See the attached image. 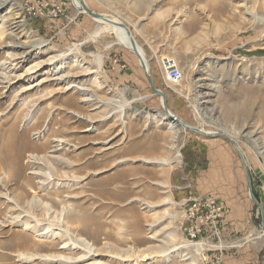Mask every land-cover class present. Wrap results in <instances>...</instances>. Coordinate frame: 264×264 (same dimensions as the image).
Wrapping results in <instances>:
<instances>
[{
    "label": "rangeland",
    "instance_id": "obj_1",
    "mask_svg": "<svg viewBox=\"0 0 264 264\" xmlns=\"http://www.w3.org/2000/svg\"><path fill=\"white\" fill-rule=\"evenodd\" d=\"M47 1L0 0V73L4 63L13 64L17 76L0 83V264H56L27 263L16 252L80 256L59 250L62 241L50 248L55 242L37 239L19 222L9 224L20 211L6 194L23 210L34 197L55 211L58 198L71 204L76 217L91 223L74 235L99 249L107 243L130 256L154 255L136 264H203L192 246L159 254L188 244L179 201L209 194L231 214L223 238L211 244L230 249L246 243L262 264L261 212L249 197L248 178L264 212V0H91L129 29L170 114L204 133L180 129L175 136L161 120L160 97L108 21L79 12L71 0H57L62 13H40L36 5ZM57 138L66 145L54 149ZM177 152L179 163L170 167L142 161L173 160ZM30 155L62 159L53 163L59 173H75L66 169L68 161L92 163L98 173L77 174L85 178L71 189L43 190L29 174L40 169L28 163ZM33 212L42 215L40 208ZM22 239L27 248L17 250ZM105 254L84 263L119 264Z\"/></svg>",
    "mask_w": 264,
    "mask_h": 264
},
{
    "label": "bare ground",
    "instance_id": "obj_2",
    "mask_svg": "<svg viewBox=\"0 0 264 264\" xmlns=\"http://www.w3.org/2000/svg\"><path fill=\"white\" fill-rule=\"evenodd\" d=\"M71 1L73 3V6L76 8V10H78L79 12H81L83 14H86L84 5L87 7V9H89V8H88V5H87L85 0H71ZM100 15H101V18L98 20L103 19L105 21H108V23H109L108 30H110L111 32H113L117 35L119 42L121 44L126 43L129 45V49L136 56L138 64H139L140 60H142L144 62V65H145V69H143V70L145 73L149 74V68H148V65L146 62L147 60L145 58V54H144L142 48L135 44L137 51L140 54V57H141V59H140L135 54V52H133V50H132V47H131L132 37L128 36L122 27L117 26V25L122 24V23L119 20H117V18L112 17L111 15H107V14H100ZM260 21L264 22V19H260ZM39 46H41V44H37L36 48H38ZM18 47H20V46L19 45L18 46L17 45L12 46V48H18ZM10 61H15V59H13V57L11 56V57H9V62ZM5 65H6V63H4L2 65L3 67L1 68V73H0V83L1 84L6 83L10 79V77H17L13 74L14 69H15V65L11 64L12 68H7V67H5ZM35 67H36V65L29 67L27 69V71H25V73L26 74L31 73L35 69ZM149 76H150V74H149ZM55 79H58V78H55ZM70 87H72V86H68L66 89H68ZM81 90H82V88H81ZM83 94H86L84 90H83ZM88 100L90 101L89 98H85V100H83V101H88ZM160 102L162 104V98L161 97H160ZM125 107H126L125 104H123L120 107V109H119L120 117L123 116V114L125 112ZM168 113L170 114L169 111H168ZM168 113L164 109V114L161 116V120L169 121L168 124H169V127H170L171 131L173 132L174 136L176 135L177 130L180 131V129H181L183 132L187 131V130H191V128L189 126L182 124L180 120L178 123H174L173 121L168 120V118H169L167 116ZM147 118H150V117L147 116ZM87 120H88V122H92V119H90V118H88ZM198 133L204 134L201 130H198ZM171 141H173V139ZM53 142L56 143V145L53 146L54 149H56L57 147H62L63 144L66 145L65 144L66 142L61 138L53 139ZM6 148L8 149L9 147H6ZM235 149L238 152V154L240 153L239 156L242 157V154H241L239 148L237 146H235ZM179 156H180V154H179V152H177L176 156L173 160L167 157V158H160V159H144L142 161L144 163H147V164H156V165H159L160 167H164V166L170 167V166H172L174 161L178 160ZM61 161H62V159H60V158L53 159L52 156H51V158H47V156L37 157L34 155H30L28 157V163H33V164L36 163L40 166V169L36 170V171L35 170L30 171L29 174L34 175L38 179L37 183L41 188H43V190L53 189V188L55 190H57V189H61V188L71 189L72 187H75L77 185V183H80V181H82L85 178V176L82 177V175L80 176L77 174L91 173L92 172V174L95 175L98 173V171L96 172V171L91 170V168L93 166L92 163H85L82 166L80 164H76L74 162H69V161H68L69 165L67 164L66 169L69 167L68 169L72 170L74 167L75 173L74 172H60L59 173L58 170L53 166L54 165L53 163L54 162L59 163ZM1 162L2 161H0V164H1ZM123 162H125V161H123ZM117 163H122V161L115 162V164H117ZM178 163H179V160H178ZM115 164H113V165H115ZM244 164H245V162H244ZM75 167H77V168L75 169ZM97 185L100 187H103L104 184L99 183ZM97 185L94 184V185H92V187L94 186V188L98 189ZM6 195L2 196V197H4V199H6V201L8 203L14 204V207L20 211V213H18L14 217H11V215H10V218L8 220L9 224H15V223L19 222L20 227L24 231L33 233L35 235V237H37V239H39L41 241L46 240V241L55 242V243L48 245V247H50V248H53L56 246V241H62L59 248H58L59 250H63L64 252L65 251H71V252L74 251V252H78L80 254L79 257H75V255H74V257H70V256H66L63 254H46V255H42V256L38 257L36 254L31 253V252H16V254H14V256L17 257L19 260H23L27 263H31L35 259H40L42 262L43 261L44 262L51 261V262H55L56 264H94V263H84V261L88 260L91 257L99 255V252L101 250L103 252H105L106 253L105 255L108 256L111 260L113 259L115 261H118L119 264L120 263L123 264V262H133L134 264H136L137 262H142V261H145L147 259H152L154 257V255L146 256V255H144V253L137 254V253L132 252V255L130 256L129 255L130 251H128L126 253L125 252L123 253V251H121V252L113 251L112 248L107 243H104L103 248L99 249V248H96L87 239L80 237L78 235H74L73 230L75 228H79L80 232H83L87 226L91 225V223L89 220H87V218L79 219L78 217H76L75 213H73V210H74L73 206L69 203H67L68 206H65L64 203L61 200H59L58 194L56 195V198H58L57 201L61 205V208L59 211H55L50 204L44 203L41 199H38L35 197L32 198L30 201L26 202L27 210L26 209L23 210V209H21V207H19L17 204H15L13 202V200L8 198ZM75 197H76V195H71V196H66L64 198L71 199V198H75ZM37 208L41 209L42 215L40 214L38 216V215L34 214L33 211ZM72 216L76 217L77 219L73 218V221H71ZM0 225L3 227L4 223L0 222ZM263 236H264V232L261 229L259 237H263ZM173 240L174 239H172L171 241H173ZM204 241L205 240L199 241L197 243H188L186 245H181V244L175 245V246L173 245L172 248L168 249L167 251L163 252L162 254H159V256L160 257H168V256H170V253H174L176 251L179 252L181 250L182 251L188 250V248L190 246L196 248L195 254H197V253L200 254L206 249V247H212V245H207ZM27 242H28L27 239H22L20 241H16L14 244V247L17 250H18V248H27ZM95 264H100V263H95Z\"/></svg>",
    "mask_w": 264,
    "mask_h": 264
},
{
    "label": "built area",
    "instance_id": "obj_3",
    "mask_svg": "<svg viewBox=\"0 0 264 264\" xmlns=\"http://www.w3.org/2000/svg\"><path fill=\"white\" fill-rule=\"evenodd\" d=\"M36 8L40 13H44L50 9L52 12L62 13L61 6L58 4L57 0L38 2ZM178 206L182 209L180 230L187 243L206 241L207 238L202 239L201 237L206 232L207 228L210 231V235L218 239V224L223 213V208L215 201L212 195L206 194L182 199L179 201ZM207 250L215 255L209 259L203 260L201 254L205 253L206 250L200 253L199 257L203 264H222L219 248H210Z\"/></svg>",
    "mask_w": 264,
    "mask_h": 264
},
{
    "label": "crops",
    "instance_id": "obj_4",
    "mask_svg": "<svg viewBox=\"0 0 264 264\" xmlns=\"http://www.w3.org/2000/svg\"><path fill=\"white\" fill-rule=\"evenodd\" d=\"M88 8L91 12H94L96 14H103L101 12H99L97 5L91 1V0H86ZM80 21L78 20V23ZM190 198V197H188ZM229 210L223 212V218L221 220V225H220V236H218L219 241L223 238V232H222V228L224 226V220L229 218L231 216V214H229ZM202 239L207 238V242L204 241L207 245H212V247H206V252L205 254V259H209L211 258L213 255L211 252H209L207 249L210 248H223L222 246H217V245H213L211 244V242H213L216 238L210 235V231L207 228L206 232L202 235L201 237ZM263 238V237H262ZM204 250V251H205ZM203 251V252H204ZM220 251V255L222 257V264H256V258H258V256L260 255V253L258 252L255 256L254 252H252L249 248V246L246 245V243H243L241 245L235 246V247H231L230 249H219ZM203 254V253H202ZM201 254V258L203 259ZM264 256V255H263ZM203 259V260H205ZM258 261V260H257ZM262 264H264V257L262 259Z\"/></svg>",
    "mask_w": 264,
    "mask_h": 264
},
{
    "label": "water",
    "instance_id": "obj_5",
    "mask_svg": "<svg viewBox=\"0 0 264 264\" xmlns=\"http://www.w3.org/2000/svg\"><path fill=\"white\" fill-rule=\"evenodd\" d=\"M84 8H85L86 14L89 17H91L93 19H100L101 18V15L100 14H96L94 12H91L89 9H87V7L85 5H84ZM117 26L122 27L125 30V32L127 33V35L130 36V31H129V29L125 25L119 24ZM131 47H132L133 52H135V54L141 59L140 54L137 51V48H136L135 43H134L133 40L131 41ZM139 64H140L141 69H145V65H144V62L142 60H140ZM145 75L147 77V81H148V84H149V87H150L152 93L154 95H157V96H159V97L162 98V109L163 110L165 109V111L168 113V110L166 109L167 105H166L165 97L163 96V94L161 93L160 90H157V89L154 88L153 83H152V80H151L149 74L145 73ZM167 116L170 118L171 121H173L175 123H178L179 122V119H177V117H175L174 115L168 113ZM191 130L194 131V132H196V133H198V130L196 128H193L192 127ZM223 136L226 137L225 135H223ZM228 141L230 142V144L235 149V145L233 144V142L230 139H228ZM239 155H240V153H239ZM241 160L243 162L244 168L246 169V166L244 164V160H243L242 157H241ZM248 182H249V184H248L249 197H250L251 201L258 207V209L261 212V229L264 232V212H263V210L261 208V205L254 198V195L252 193V188H251V183H250V179L249 178H248ZM202 257H203V259H205V254L204 253L202 254Z\"/></svg>",
    "mask_w": 264,
    "mask_h": 264
}]
</instances>
